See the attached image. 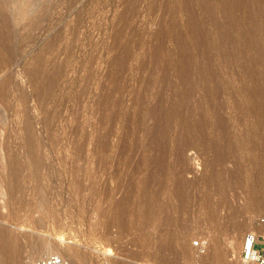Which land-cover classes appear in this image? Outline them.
Returning <instances> with one entry per match:
<instances>
[{
  "label": "rangeland",
  "instance_id": "rangeland-1",
  "mask_svg": "<svg viewBox=\"0 0 264 264\" xmlns=\"http://www.w3.org/2000/svg\"><path fill=\"white\" fill-rule=\"evenodd\" d=\"M259 224L264 0H0V264H247Z\"/></svg>",
  "mask_w": 264,
  "mask_h": 264
},
{
  "label": "built area",
  "instance_id": "built-area-1",
  "mask_svg": "<svg viewBox=\"0 0 264 264\" xmlns=\"http://www.w3.org/2000/svg\"><path fill=\"white\" fill-rule=\"evenodd\" d=\"M253 231L245 233L242 241L241 258L247 264H264V241ZM31 264H66L60 254H50L36 259Z\"/></svg>",
  "mask_w": 264,
  "mask_h": 264
},
{
  "label": "bare ground",
  "instance_id": "bare-ground-1",
  "mask_svg": "<svg viewBox=\"0 0 264 264\" xmlns=\"http://www.w3.org/2000/svg\"><path fill=\"white\" fill-rule=\"evenodd\" d=\"M183 184V186L181 187V189L178 191L179 193H183V191H184V189H183V187H184V185H185V183H184V181L182 182ZM238 226H240V228L242 227V226H246L247 225V222H241V223H238L237 224ZM237 227V226H236ZM259 235H263L264 236V224H259V227L255 230ZM2 235V234H1ZM9 236V235H8ZM2 238L3 239H1V241L3 240H6V239H4L5 237H3V235H2ZM12 239V238H11ZM3 241H2V243L1 244H3ZM1 244H0V249L4 252L5 250H7L6 249V247H7V245H4L5 244V241H4V244L1 246ZM36 246V245H35ZM51 246V245H50ZM37 248L35 249V251L34 252H40L41 253V251H45V250H47V255H50V254H58V253H54L53 252V249H49V246L47 245V243H41V244H39V246H38V244H37V246H36ZM54 248V247H53ZM10 249V248H9ZM6 252V251H5ZM29 252V251H28ZM71 253V252H70ZM72 254V253H71ZM47 255H45V256H47ZM42 257H44V256H42ZM42 257H39V258H42ZM39 258H37V259H39ZM70 258V257H69ZM17 260V259H16ZM19 261V260H18ZM21 261V260H20ZM23 261V260H22ZM35 261V260H34ZM74 262V261H73ZM19 264V263H18Z\"/></svg>",
  "mask_w": 264,
  "mask_h": 264
}]
</instances>
